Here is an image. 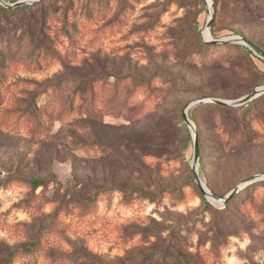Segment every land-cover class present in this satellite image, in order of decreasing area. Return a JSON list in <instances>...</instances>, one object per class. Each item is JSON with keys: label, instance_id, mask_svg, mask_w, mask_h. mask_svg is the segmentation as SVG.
I'll use <instances>...</instances> for the list:
<instances>
[{"label": "rangeland", "instance_id": "obj_1", "mask_svg": "<svg viewBox=\"0 0 264 264\" xmlns=\"http://www.w3.org/2000/svg\"><path fill=\"white\" fill-rule=\"evenodd\" d=\"M26 1L0 11V245L39 242L14 264H264V184L223 200L264 174V95L188 111L219 200L183 118L264 87L252 49L205 41L213 15L264 49V0Z\"/></svg>", "mask_w": 264, "mask_h": 264}, {"label": "water", "instance_id": "obj_2", "mask_svg": "<svg viewBox=\"0 0 264 264\" xmlns=\"http://www.w3.org/2000/svg\"><path fill=\"white\" fill-rule=\"evenodd\" d=\"M1 3L9 6V7H16L24 4L27 2L26 0H20L15 3H8L5 2L4 0H0ZM213 5V4H212ZM213 15H211L206 23V28L205 30L209 31V38H206L205 36V41L209 43H214V44H222V43H242L248 46L250 49H252L255 53H257L263 60H264V50L253 43L252 41L248 40L244 36H231L223 39H215L212 37L210 28L213 22ZM264 93V87H259L256 88L254 91L244 95L243 97L236 99V100H227V99H222V98H216V97H199L191 102H189L186 105L185 111H184V121L186 124L189 126V128L193 131V137H194V156H193V162H192V169L194 172V176L196 179L197 184L200 186L201 190L212 200H219L220 197L217 195L213 194V192L210 190V188L207 186V184L203 181L201 178L199 172H198V164H199V156H200V148H199V140H198V135L195 130V125L192 122V120L189 117L188 111L192 105L198 104L200 102H215L218 104H223V105H229V106H237V105H242L257 96L261 95ZM264 179V174L252 176L251 178L247 179L246 181L242 182L240 185L236 186L228 195H226L223 200L228 201L233 195H235L240 189H242L244 186L248 185L249 183H252L257 180Z\"/></svg>", "mask_w": 264, "mask_h": 264}, {"label": "trees", "instance_id": "obj_3", "mask_svg": "<svg viewBox=\"0 0 264 264\" xmlns=\"http://www.w3.org/2000/svg\"><path fill=\"white\" fill-rule=\"evenodd\" d=\"M21 6V5H20ZM20 6H16V7H14V8H12V7H5V6H2V5H0V11L2 12V13H6V12H9V11H12V10H14V9H16V8H21ZM213 21H214V19H213ZM213 23V22H212ZM246 38V37H245ZM248 39V38H247ZM248 40H250V39H248ZM251 41V40H250ZM253 42V41H252ZM209 43V42H208ZM254 43V42H253ZM207 46H212L211 44H214V43H211V44H207V43H205ZM228 44V43H227ZM256 44V43H255ZM257 45V44H256ZM259 46V45H258ZM260 47V46H259ZM263 49V48H262ZM264 50V49H263ZM254 91V90H253ZM262 96L264 95V93L263 94H261ZM261 95H259V96H261ZM206 97H213V96H206ZM215 97V96H214ZM216 98H218V97H216ZM226 98H230V97H226ZM258 96L256 97V98H254V99H252V100H250V101H248V102H246V103H244V104H242L241 105V108H248V107H251L252 105H253V103L255 102V101H257L258 100ZM223 99V98H222ZM231 99V98H230ZM198 105L200 106V105H204V106H214V107H218V108H223V109H231V107H228L229 105H223V104H218V103H210V102H200V103H198ZM197 105V106H198ZM183 118H184V116H183ZM248 124L249 125H251V122H248ZM198 140H199V138H198ZM199 148H200V141H199ZM195 177V176H194ZM41 182H42V180L41 179H31V184L34 186V187H38L39 185H41ZM262 183V184H264V179H261V180H257V181H254V182H252V183H249L248 185H246V187H245V189H247V188H249V187H251L252 185H254L255 183ZM244 188V187H243ZM242 188V189H243ZM242 189H240L235 195H233L230 199H232V198H234ZM203 201L205 202V203H208V201H207V199H206V197H203ZM38 243L39 242H37V241H35V242H33V244H27V243H25V244H22V245H20V247H15V248H9L8 246H4V245H0V253H4V257L3 258H0V264H14L16 261H17V259L21 256V255H25V254H32V250H33V247L34 246H38ZM34 245V246H33Z\"/></svg>", "mask_w": 264, "mask_h": 264}, {"label": "bare ground", "instance_id": "obj_4", "mask_svg": "<svg viewBox=\"0 0 264 264\" xmlns=\"http://www.w3.org/2000/svg\"><path fill=\"white\" fill-rule=\"evenodd\" d=\"M206 31V33H208L209 31L208 30H205Z\"/></svg>", "mask_w": 264, "mask_h": 264}]
</instances>
